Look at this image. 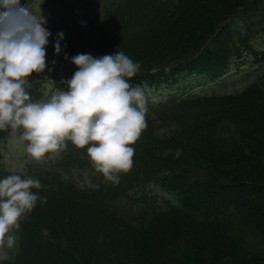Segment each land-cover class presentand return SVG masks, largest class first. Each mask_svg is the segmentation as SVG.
I'll list each match as a JSON object with an SVG mask.
<instances>
[{"label": "trees", "instance_id": "1", "mask_svg": "<svg viewBox=\"0 0 264 264\" xmlns=\"http://www.w3.org/2000/svg\"><path fill=\"white\" fill-rule=\"evenodd\" d=\"M148 2L143 29L128 26L121 6L80 18L86 44L93 56L119 48L139 63L129 80L171 83L180 95L152 103L119 185L62 181L60 197L20 218L17 251L3 264H264V91L257 82L217 90L229 73L264 63V0ZM67 72L54 67L56 77ZM186 77L200 78L205 93L188 95Z\"/></svg>", "mask_w": 264, "mask_h": 264}, {"label": "clouds", "instance_id": "2", "mask_svg": "<svg viewBox=\"0 0 264 264\" xmlns=\"http://www.w3.org/2000/svg\"><path fill=\"white\" fill-rule=\"evenodd\" d=\"M46 24L47 18L33 14L22 0H0V130L18 132L26 141V153L37 161L46 154L58 155L68 141L86 147L95 171L118 184L120 173L133 165L131 145L146 127L149 93L144 85L129 82L139 63L119 48L103 56L76 54L71 62L77 70L63 80L67 90L45 92L34 101L26 85L32 73H43L47 67L51 32ZM64 37L63 31L56 35L57 55ZM64 58H69L67 53ZM181 151L176 149L174 156ZM41 187L39 179L15 171L0 177V249L15 244L12 230L20 227V218L38 200L46 203L47 197L32 191Z\"/></svg>", "mask_w": 264, "mask_h": 264}, {"label": "rangeland", "instance_id": "3", "mask_svg": "<svg viewBox=\"0 0 264 264\" xmlns=\"http://www.w3.org/2000/svg\"><path fill=\"white\" fill-rule=\"evenodd\" d=\"M29 3L32 5L31 9L33 10L31 12L33 14L37 16L42 14L47 18L46 27L51 32L49 43L46 45L47 67L43 73H32L29 77V84L26 85V91L29 92L30 98L34 101H36L35 99H37L39 93L43 92L44 88L48 89L54 86V83H52V85L44 84L45 87H43L42 82L54 75V66L59 56L64 58L65 53H67L70 58L79 53L92 54L94 52V49L86 44L90 35L82 30L86 28V26L80 22V18L85 17V15L92 16L97 14V18L101 19L106 13L116 11L118 10V6H121L120 11L123 20L128 22L130 28H146L150 19L147 13H140L148 6V0H30ZM103 7H108L110 9H102ZM126 15L130 18L135 16V18H133V23L126 18ZM60 31H63L65 37L62 41V51L57 55L54 51L55 41H51V39L53 37L55 39L56 34ZM128 34L129 33H126L124 37H127ZM72 36H77L81 41L71 42ZM78 47L84 48L85 51H82ZM263 73V70L258 72L247 71L243 76H234L229 80L230 85L221 87L219 91L238 92L254 82H257V85L264 91ZM49 90L51 91V89ZM148 117L149 109L146 114V119H148ZM230 125L231 124L227 123L223 130H219L223 137H227L226 135L231 136ZM1 132L0 140L5 143V147H2L0 150V163L5 167V172L2 177L15 171L22 176L26 175L39 179L42 187L39 189L33 188L32 191L38 193L40 197H60L64 184L62 181L66 179H71L80 185L92 184L96 178L103 179L102 174L95 171L86 149L77 148L71 141L67 142V148L58 155L46 154L44 158L37 161L26 153V141L19 139L18 132H11L10 128L2 129ZM258 163L264 169V156L260 157ZM121 181L120 178L119 183L114 184V186L119 185ZM119 204L121 205V203ZM30 212H33L32 217L35 218L34 211L31 210ZM12 231L16 236L15 228ZM16 248L17 238L12 247L0 249V264L12 256ZM230 263V260H228L221 264Z\"/></svg>", "mask_w": 264, "mask_h": 264}]
</instances>
